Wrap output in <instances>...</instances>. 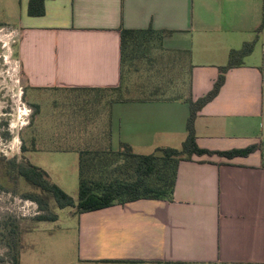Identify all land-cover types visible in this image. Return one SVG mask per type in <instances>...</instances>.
<instances>
[{"label": "crops", "instance_id": "crops-1", "mask_svg": "<svg viewBox=\"0 0 264 264\" xmlns=\"http://www.w3.org/2000/svg\"><path fill=\"white\" fill-rule=\"evenodd\" d=\"M27 2L20 18L21 67L27 86L49 95L118 86L121 29L170 32L163 51L186 56V98L193 100L212 88L231 50L256 39L243 65L226 72L217 96L198 112L195 136L199 149L222 153L264 139V30L256 32L262 0H47L41 17L27 16ZM186 98L114 103L111 147L125 143L142 155L179 149ZM52 134L63 137L51 131L46 138ZM49 146L41 152L69 153ZM261 164L258 151L193 155L178 165L173 201L142 199L74 216L69 264H264Z\"/></svg>", "mask_w": 264, "mask_h": 264}, {"label": "trees", "instance_id": "trees-1", "mask_svg": "<svg viewBox=\"0 0 264 264\" xmlns=\"http://www.w3.org/2000/svg\"><path fill=\"white\" fill-rule=\"evenodd\" d=\"M47 0H28L26 14L29 17H41L45 14ZM262 8V22L256 32L264 30V0ZM170 32L147 28L143 30H120V73L119 84L105 89H70V91L84 92L83 106L73 107L71 114L56 121L67 125V132L63 137L36 136L30 141V148L21 145V152L38 151L48 143L51 152H75L78 155V189L77 200L62 191L41 168L28 161L0 158L3 188L10 183L13 192L18 193L23 200L35 203L39 214L32 217L33 224L40 222H56L57 210L71 208L73 216L96 211L114 205H124L137 200L173 201V194L177 178V168L181 161L190 160L193 155L212 156L214 154L233 158L248 156L258 151L261 155V166L264 168V139L245 149L229 152H213L199 149L196 145L195 120L198 112L212 101L224 84L225 74L231 68L243 65V60L254 49L256 39L246 42L238 50H231L225 66L219 67V73L212 88L202 97L193 100L185 99L189 107L185 130L186 138L179 149L157 148L148 155L137 154L130 145L120 143L118 149L111 147V107L114 103L134 100H152L154 98H171L149 94L148 98H132L128 83L131 76L138 71V62L149 58L153 50L163 51V40ZM94 92V93H90ZM96 94H101L97 96ZM166 99V100H174ZM35 112L39 111L33 105ZM105 113L102 126L98 122L102 119L99 114ZM22 182L27 190L19 189ZM32 228L20 230L18 225L14 229L5 227L1 232L2 240L9 249V263L20 264L22 250V233ZM3 259L0 258V262Z\"/></svg>", "mask_w": 264, "mask_h": 264}, {"label": "rangeland", "instance_id": "rangeland-1", "mask_svg": "<svg viewBox=\"0 0 264 264\" xmlns=\"http://www.w3.org/2000/svg\"><path fill=\"white\" fill-rule=\"evenodd\" d=\"M23 0H0V158L26 159L30 164L48 170L52 180L68 196L77 200V155L73 152L57 154L38 151L22 153L24 145L37 135L46 136L51 131L65 135L67 125L56 119L71 114V109L83 106L87 94L54 95L30 89L25 80L18 52L21 34L20 18ZM186 56L161 52L155 49L149 58L138 62V71L128 83L132 98H148L149 94L171 98H186L189 90L190 72ZM100 96L101 94H96ZM33 105L39 107L35 112ZM101 113V112H100ZM66 115V116H65ZM105 121V113L99 114ZM41 143L37 147L41 149ZM0 169V183H2ZM19 189H28L22 182ZM71 208L57 210L56 222L33 224L32 217L39 214L35 203L23 200L13 192L10 183L0 187V264L9 263V249L1 232L5 227L32 228L22 233L20 264H69L75 252L76 220Z\"/></svg>", "mask_w": 264, "mask_h": 264}]
</instances>
